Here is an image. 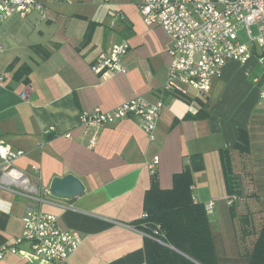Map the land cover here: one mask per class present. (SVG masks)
Instances as JSON below:
<instances>
[{"label": "crops", "instance_id": "obj_1", "mask_svg": "<svg viewBox=\"0 0 264 264\" xmlns=\"http://www.w3.org/2000/svg\"><path fill=\"white\" fill-rule=\"evenodd\" d=\"M36 1L45 5L43 15L0 20V144L24 152L15 167L37 190L0 187V247L17 249L6 251L0 264H47L22 239L29 209L52 214L81 235L70 264H146V236L137 224L152 176L162 189L173 188L193 155L204 161L194 173V198L215 203L212 228L229 226V203L243 189L231 152L241 131L249 133L250 169L257 195L264 196V63L257 45L247 63H228L209 94L167 91L173 39L145 24L137 0ZM122 41L130 45L127 72L94 74L99 54ZM134 98L165 104L154 140L136 118L105 127L81 123L84 113L110 111ZM155 156L160 163L152 171ZM67 175L81 180L84 193L52 195L53 180Z\"/></svg>", "mask_w": 264, "mask_h": 264}, {"label": "built area", "instance_id": "obj_2", "mask_svg": "<svg viewBox=\"0 0 264 264\" xmlns=\"http://www.w3.org/2000/svg\"><path fill=\"white\" fill-rule=\"evenodd\" d=\"M100 1L108 3L110 0ZM137 6L145 24L162 27L173 39L169 51L171 63L164 83L167 91L187 87L200 96L209 94L214 78L221 76L228 63H247L254 56L255 45L261 50L258 59L261 64L264 63V0H137ZM45 9V5L36 0H0V20L14 16L27 18L34 12L43 15ZM119 16L120 11L110 27L116 25L115 19ZM252 27H257L255 36ZM243 28L246 29L248 42L240 39L239 30ZM2 50L0 45V53ZM129 50L127 41L114 44L109 51L99 54L91 65L92 72L96 75L125 74L127 68L123 62ZM3 82L4 74L0 71V85ZM262 99L264 101V91ZM164 107L162 101L150 103L142 98H134L110 111L96 108L84 113L81 123L84 127H105L124 119L136 118L149 138L154 140ZM23 155L21 150L0 144V187L36 193L28 175L15 167V160ZM159 163V156H155L149 164L150 169L154 171ZM194 200L197 201L196 197ZM214 204H206L209 215L213 213ZM229 205H233V202ZM23 220L22 239L31 243L34 255L43 257L47 264H70L71 255L82 243L77 231L62 228L57 217L34 209H29ZM143 235L165 244L160 225L152 234L143 232ZM8 250L17 253L14 246H2L0 259Z\"/></svg>", "mask_w": 264, "mask_h": 264}, {"label": "trees", "instance_id": "obj_3", "mask_svg": "<svg viewBox=\"0 0 264 264\" xmlns=\"http://www.w3.org/2000/svg\"><path fill=\"white\" fill-rule=\"evenodd\" d=\"M231 152L243 182L230 207L233 224L240 225V256L223 259L219 254L206 205L194 200V173L204 168V161L201 155H193L185 170L174 176L173 188L162 189L156 173L152 176L145 197L146 217L137 227L152 234L160 225L166 244L146 237V264H264V196L256 193L247 131H241Z\"/></svg>", "mask_w": 264, "mask_h": 264}, {"label": "rangeland", "instance_id": "obj_4", "mask_svg": "<svg viewBox=\"0 0 264 264\" xmlns=\"http://www.w3.org/2000/svg\"><path fill=\"white\" fill-rule=\"evenodd\" d=\"M251 30L253 32V35L255 36L257 34V27H252ZM239 36L243 42L249 41L245 28L239 30ZM213 226H214L213 231L216 235V240H217V249L219 251L220 256L223 259L224 258L237 259L240 256V252H239V246L241 243V240L239 238L240 225L238 223L234 225L233 222H231L230 225L227 226V224L221 222L220 224H216V225L213 224ZM163 242L165 243L164 237H163Z\"/></svg>", "mask_w": 264, "mask_h": 264}, {"label": "water", "instance_id": "obj_5", "mask_svg": "<svg viewBox=\"0 0 264 264\" xmlns=\"http://www.w3.org/2000/svg\"><path fill=\"white\" fill-rule=\"evenodd\" d=\"M84 191V184L74 175L54 179L50 187L51 194L61 198H74L83 194Z\"/></svg>", "mask_w": 264, "mask_h": 264}]
</instances>
